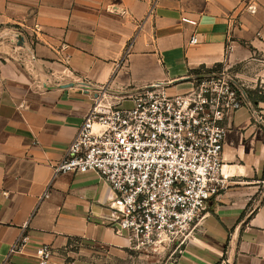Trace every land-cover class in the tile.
I'll return each mask as SVG.
<instances>
[{"label": "crops", "instance_id": "crops-1", "mask_svg": "<svg viewBox=\"0 0 264 264\" xmlns=\"http://www.w3.org/2000/svg\"><path fill=\"white\" fill-rule=\"evenodd\" d=\"M155 1L0 0V264H35L43 245L74 264L132 252L108 183L54 177L96 102L131 104L152 84L183 93L216 66L242 87L264 85V0H158L150 14ZM225 126L229 188L164 264H264V102Z\"/></svg>", "mask_w": 264, "mask_h": 264}, {"label": "built area", "instance_id": "built-area-1", "mask_svg": "<svg viewBox=\"0 0 264 264\" xmlns=\"http://www.w3.org/2000/svg\"><path fill=\"white\" fill-rule=\"evenodd\" d=\"M196 42L192 37L189 43ZM190 80V89L177 94L166 84L145 86L128 107L96 102L54 167V177L96 173L110 185L117 231L135 252L185 245L208 203L229 188L222 163L225 122L246 101L226 71L200 69ZM27 243V237L18 239L9 256ZM35 260L71 264L48 245L36 249Z\"/></svg>", "mask_w": 264, "mask_h": 264}, {"label": "rangeland", "instance_id": "rangeland-1", "mask_svg": "<svg viewBox=\"0 0 264 264\" xmlns=\"http://www.w3.org/2000/svg\"><path fill=\"white\" fill-rule=\"evenodd\" d=\"M209 71H213L214 73H220L223 71V69L219 66H216L210 69ZM242 89L246 94L248 91H255L258 89L259 91H262V93H259L264 95V90L263 88H260V85H256L252 89L246 87H242ZM128 106H130V104L125 105V107ZM179 249H176V245H172L165 249H159L157 251H132L125 259H108L107 256L101 255V257L97 259L98 261L95 262L96 264H164L165 262L174 258V256H177L179 253ZM66 261L68 263L74 264L70 259H66Z\"/></svg>", "mask_w": 264, "mask_h": 264}, {"label": "trees", "instance_id": "trees-1", "mask_svg": "<svg viewBox=\"0 0 264 264\" xmlns=\"http://www.w3.org/2000/svg\"><path fill=\"white\" fill-rule=\"evenodd\" d=\"M196 72V71H195ZM257 89L255 91H248L247 95L254 106H257L259 102H264V95L259 93Z\"/></svg>", "mask_w": 264, "mask_h": 264}, {"label": "water", "instance_id": "water-1", "mask_svg": "<svg viewBox=\"0 0 264 264\" xmlns=\"http://www.w3.org/2000/svg\"><path fill=\"white\" fill-rule=\"evenodd\" d=\"M238 87H239V89L241 90V92H242V94H243V96H244V99H245L246 103H247L251 108H253V105H252L250 99L248 98L247 94L243 91V89H242V87H241L240 85H238Z\"/></svg>", "mask_w": 264, "mask_h": 264}]
</instances>
